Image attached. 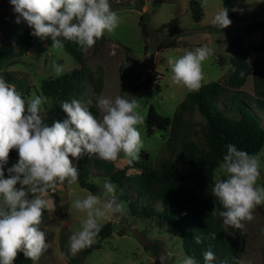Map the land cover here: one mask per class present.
Masks as SVG:
<instances>
[{
	"label": "clouds",
	"instance_id": "1",
	"mask_svg": "<svg viewBox=\"0 0 264 264\" xmlns=\"http://www.w3.org/2000/svg\"><path fill=\"white\" fill-rule=\"evenodd\" d=\"M204 3L202 0V6ZM10 4L16 24L26 23L33 29V36L50 37L51 47L57 49L64 47L63 38L87 53L105 32H114L121 22L109 0H10ZM231 23L225 7L214 15L213 24L221 29ZM212 55L213 49L202 45L186 50L179 57H170L172 81L189 91H199L204 80L203 62ZM53 69L57 76L63 72V67L56 63ZM46 100L42 95H34L25 101L15 85L0 78V264H13L20 252L27 259L38 261L47 250L46 233L40 225L45 210H55L49 189H54L57 182L63 184L67 180L74 184L79 179V169L70 157L79 159L87 154L114 162L123 153L132 162L139 159L144 147L137 127L144 123V117L137 111L136 99L98 95L95 107L102 113L101 118L77 99L64 101L60 108L67 118L56 120L51 126L42 115ZM13 149L19 159L7 168L6 178L4 168ZM218 168L224 178L215 181L212 195L224 210L214 208L212 215L242 229L244 221L254 219L257 206L264 204V186L257 184L261 155L249 154L229 144ZM116 188L105 180L101 194L86 192L83 198L72 202V208L84 213L80 230L69 238L72 256L95 243L101 221L125 211L124 203L117 199ZM210 236L216 238L215 233ZM193 239L197 244L202 242L199 236ZM203 258L205 264L216 259L210 249L203 253ZM165 259L162 256L160 264ZM182 264H197V261L185 256Z\"/></svg>",
	"mask_w": 264,
	"mask_h": 264
},
{
	"label": "trees",
	"instance_id": "2",
	"mask_svg": "<svg viewBox=\"0 0 264 264\" xmlns=\"http://www.w3.org/2000/svg\"><path fill=\"white\" fill-rule=\"evenodd\" d=\"M4 1L10 4V0ZM238 1L222 0V8L228 9V16ZM188 6L192 20L199 23L203 16L200 5L195 0H189ZM15 20L13 10L2 12L0 2V78L12 85L16 81L7 70L20 64L21 57L37 43L38 38L31 35L33 29L26 23L18 25ZM143 20L140 18L139 22L142 32L145 30ZM242 31L247 36L259 32L260 39L249 46H244L242 36L228 41L230 73L224 83L211 82L202 85L199 91H189L170 117L159 115L152 105L148 107L145 120L147 134L151 136L155 130L167 132L154 162L149 161L146 152H141L142 161L129 162L122 169H115L113 163L87 154L76 159L75 163L79 169L76 182L79 188L99 195L96 180L104 178L114 183L132 218L158 220L172 229L179 237L184 256L194 257L197 264H205L203 253L209 249L216 257L212 264H238L245 249L241 230L230 225L225 228L223 218L212 215L214 208L224 210L212 195V187L227 145H235L238 150L249 154H260L264 148V125L261 122L264 116V20L247 24ZM61 40L63 51L74 60L76 67L58 77L42 79L39 83V95L47 98L43 106L44 122L49 125L66 119L61 103L72 99L82 101L88 86L92 89V104L88 108L97 116L96 97L103 88L101 76L95 77L87 68L85 53L78 50L74 42ZM171 47H174L172 41L160 45L159 50ZM123 49L128 60L129 49ZM250 54L253 55L252 62L249 61ZM56 63L61 64V61ZM156 77L157 73L151 69L134 90L147 94ZM249 77L253 89L252 94L247 95L241 89ZM155 90L159 92L157 84ZM220 104L223 106L220 107ZM18 159V152L11 150L8 162ZM9 167L6 165L4 168L6 178ZM129 169L136 173L127 174ZM92 170L99 173L95 174ZM130 191L135 199L130 198ZM47 215L45 210L42 224ZM112 229V223L103 224L95 243L75 256L69 253V247L66 248L70 237L67 242L62 240L61 251L68 264H82L88 254L98 250L102 242L111 237ZM210 233H215L216 238L212 239ZM194 236L201 237L202 242L197 244ZM13 264L32 263L20 252Z\"/></svg>",
	"mask_w": 264,
	"mask_h": 264
},
{
	"label": "rangeland",
	"instance_id": "3",
	"mask_svg": "<svg viewBox=\"0 0 264 264\" xmlns=\"http://www.w3.org/2000/svg\"><path fill=\"white\" fill-rule=\"evenodd\" d=\"M195 1L200 5L203 14L199 23L192 20L189 0H109L112 10L117 12L121 22L114 32H105L96 45L85 53L87 68L95 77L101 76V94L108 98L120 95L138 101L137 111L144 117V123L137 126L144 145L141 152L148 154L150 162L155 161L167 138V132L155 130L153 135L147 134L145 120L148 107L152 105L159 115L170 117L189 92L185 86L172 81L168 59L179 57L186 50L206 45L213 49V55L203 62L202 85L211 82L224 83L230 73L228 58L231 52L228 41L242 36L244 46H249L258 43L260 39L259 32L247 36L242 30L247 24L264 20V0H239L229 16L231 25L224 29L213 24L214 15L222 8V0H205L203 6L202 0ZM0 2L2 12L12 9L8 1ZM140 18H144L142 24L145 26V34L139 25ZM170 41L174 43V47L159 50L160 45ZM36 42L28 53L21 57L18 66H11L7 70L14 75L17 91L25 101L39 95V83L42 79L58 77L53 63L61 61V75L76 67L74 60L62 48L51 47L50 37H38ZM123 48L129 49L128 60ZM252 60L253 55L250 54L249 61ZM151 69L157 73V80L149 86L147 94L136 92L135 86ZM155 84L158 85L159 92H156ZM252 89V79L249 77L241 91L250 95ZM91 92L92 89L88 86L87 94L81 101L86 107L92 104ZM42 115L45 116V111ZM101 117L102 113L97 110V118ZM261 122L264 125V116L261 117ZM260 155L261 176L257 184L264 186V148ZM70 159L75 165L76 158ZM17 161H9L7 165L11 167ZM140 161L142 159L139 154V159L132 162ZM109 162L114 164L115 169H122L129 163L123 153L116 161ZM134 173L136 171L132 169L127 171V174ZM222 178L224 176L218 168L215 179ZM104 181V178L96 180L100 194ZM86 192L88 191L79 188L76 183L69 184L67 180L63 184L57 182L54 189H49V196L55 202V210L47 211V218L40 226L46 233L48 248L38 261L31 260L32 264H68L61 251L62 240L67 242V238L80 230L84 213L72 208V202L83 198ZM116 196L118 201L123 202L117 189ZM129 196L135 199L132 191ZM124 205L123 213L101 221L102 225L109 222L113 224L111 237L104 240L98 250L88 254L82 264H160L162 256L166 257L164 264H182L185 256L178 235L158 220L132 218L125 203ZM253 216L254 219L250 222L244 221V227L240 229L244 235L245 249L238 264L263 262L264 204L257 206ZM223 225L228 227L224 222Z\"/></svg>",
	"mask_w": 264,
	"mask_h": 264
}]
</instances>
